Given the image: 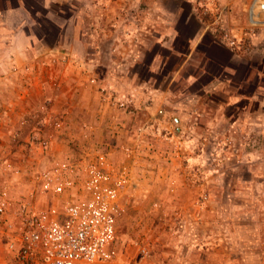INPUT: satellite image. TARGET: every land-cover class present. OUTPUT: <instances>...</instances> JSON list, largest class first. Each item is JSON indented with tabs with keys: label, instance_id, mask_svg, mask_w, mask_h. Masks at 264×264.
Here are the masks:
<instances>
[{
	"label": "rangeland",
	"instance_id": "374dc122",
	"mask_svg": "<svg viewBox=\"0 0 264 264\" xmlns=\"http://www.w3.org/2000/svg\"><path fill=\"white\" fill-rule=\"evenodd\" d=\"M255 1L73 0L49 10L30 1L41 39L30 50L29 70L4 64L0 75V198L7 191L15 210L34 193L38 207H48L54 200L40 194L38 169L102 154L129 163L133 173L117 216L120 264H135L125 258L139 247L149 253L147 264H264V126L245 135L217 120L218 102L234 95L231 88L207 104L178 106L184 86L170 80L187 58L161 57L172 49L189 56L194 35L193 51H237L246 66L233 65V82L264 94V8L257 5L253 18ZM51 13L79 18L82 49L45 50L60 37ZM201 57L193 53L182 76L196 74ZM242 105L227 107V116H244ZM200 112L203 129L191 134ZM44 142L51 147L42 154ZM84 180L80 174L79 185ZM5 222L0 217V264H16Z\"/></svg>",
	"mask_w": 264,
	"mask_h": 264
},
{
	"label": "built area",
	"instance_id": "2783aa9c",
	"mask_svg": "<svg viewBox=\"0 0 264 264\" xmlns=\"http://www.w3.org/2000/svg\"><path fill=\"white\" fill-rule=\"evenodd\" d=\"M50 147L42 143V154ZM80 174L85 187L79 185ZM35 175L40 194L53 199L52 205L38 207L33 193L14 210L7 191L0 198L6 250L16 264H120L114 248L117 216L128 202L133 181L129 163L116 165L102 154L82 161L66 157L38 169ZM82 188L87 192L80 193ZM148 255L139 247L137 254L125 259L147 264Z\"/></svg>",
	"mask_w": 264,
	"mask_h": 264
},
{
	"label": "crops",
	"instance_id": "0c3cea01",
	"mask_svg": "<svg viewBox=\"0 0 264 264\" xmlns=\"http://www.w3.org/2000/svg\"><path fill=\"white\" fill-rule=\"evenodd\" d=\"M32 0H0V43L3 44L2 49L0 50V75L5 72V67L7 64L8 70L11 72L20 73L24 70H29L28 63L30 58V50L32 49L36 40L39 39L34 35V29L38 25L39 15L32 11L33 4ZM34 2L39 3L43 8L49 10L52 5H62L70 3L73 0H33ZM263 0H256L252 8V16L254 18V9L257 5H261L264 8ZM61 15V14H59ZM49 20L53 22L59 29L60 37L58 43L53 47H48L46 51H59L60 49L66 50L69 49L73 51L74 48L81 49L83 48V32L80 30V20L79 18L69 17L62 18L56 16V13H51L49 15ZM194 35L191 36L190 46L196 48L199 46V39L197 42L193 43L192 39ZM73 46H71V44ZM194 44V45H193ZM217 48H229L225 47L227 45H222L223 43H215ZM215 46V45H214ZM189 51L188 55H183L179 51H167L165 55L161 57L164 60L173 59V57L178 58L185 56L187 59L183 62L182 65L177 69L176 75L171 78L170 83L178 82L182 83L184 86V92L182 97L178 100V106L183 109L187 108L189 105H200L207 104L210 101L211 95L216 91L222 93L227 88H231L236 92L234 95L220 100L217 108V120L218 117L223 120L230 121L229 130L232 132H239L245 135H249L252 129L254 130L256 126H264V94L260 93L255 96V91L251 94L246 93L241 90L242 84H235L233 82V77H235L234 72H236L237 67L233 66L234 64L241 63L242 66H246L245 62L240 61V55L237 51H211V50H201V51ZM230 50V51H229ZM200 54L201 64L198 68L196 74L183 75L182 71L189 61V57L193 53ZM208 65V66H207ZM209 65H213L219 68V73H215ZM245 68V71L246 67ZM151 70V69H149ZM200 74V76H198ZM182 76V77H181ZM208 78L205 83H199L201 77ZM2 77V76H1ZM180 78V79H179ZM248 78V77H247ZM246 78V79H247ZM196 86L197 90L194 92L192 88ZM154 95L156 98H162L158 94V89L154 88ZM174 90V89H173ZM263 91V90H262ZM212 92V93H210ZM164 98L169 99V91H163ZM262 96V97H261ZM159 100V99H157ZM243 103L241 106V111L244 116L240 117L238 115L234 119L231 115L226 114L225 110L227 107H239L240 103ZM257 102L256 109H250V104H255ZM251 105V107H252ZM179 108V107H177ZM182 109V110H183ZM220 114V115H219ZM205 113H198V125L194 124L189 129L195 133V131H200L203 129V125L200 121H203ZM179 122L184 120V117L181 116ZM197 119V118H196ZM198 134V132H197ZM199 135V134H198ZM115 250V248H114ZM116 253V252H115ZM120 259V258H119Z\"/></svg>",
	"mask_w": 264,
	"mask_h": 264
}]
</instances>
